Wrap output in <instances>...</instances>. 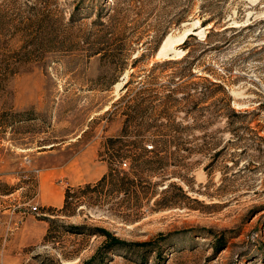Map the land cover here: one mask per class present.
Instances as JSON below:
<instances>
[{"label":"rangeland","instance_id":"1","mask_svg":"<svg viewBox=\"0 0 264 264\" xmlns=\"http://www.w3.org/2000/svg\"><path fill=\"white\" fill-rule=\"evenodd\" d=\"M76 1L56 0L50 9L66 23ZM26 4L0 0V24L6 21L0 35V239L8 244L4 248L0 243V264H264V0H193L183 22L161 18L160 30L169 29L164 39L173 41L167 56L142 59L124 70L109 90L102 89L101 82L113 73L97 55L86 58L82 51L44 48L19 61L16 53L31 36L22 38L12 27L18 15H25ZM95 19H82L68 31L86 35ZM212 27L209 45H200ZM60 30L67 32V26ZM189 35L195 39L189 41L185 59L181 44ZM137 56L138 51L126 61ZM165 60L177 63L149 71L153 63ZM130 74V90L145 85L144 97L174 88L178 74L203 86L206 78H218L241 114L229 124L218 118L205 132L194 131L186 138L189 147H202L206 157L180 148L161 152L159 157L172 161L167 171H180L184 179L167 176L156 188L158 195L149 200H131L110 185L104 194L78 190L94 185L110 166L131 175L132 129L114 146L119 158L110 160L111 151L103 147L107 138L120 135L126 105L116 111L111 106ZM214 100H198V107ZM217 108L221 112L220 104ZM174 110L167 111L172 119L186 117ZM160 112L156 108L149 113L159 118ZM148 136L144 146L151 150ZM206 145L210 150L204 151ZM90 146L108 163L107 172L96 182L65 188L68 176L80 181L77 162ZM216 150L219 156L211 159ZM68 188L81 203L70 199L67 215H62ZM107 236L123 246L106 249L111 244Z\"/></svg>","mask_w":264,"mask_h":264},{"label":"trees","instance_id":"2","mask_svg":"<svg viewBox=\"0 0 264 264\" xmlns=\"http://www.w3.org/2000/svg\"><path fill=\"white\" fill-rule=\"evenodd\" d=\"M26 1L25 15H18V24L10 26L13 33H21L22 38L31 36L30 39L28 38L29 42L22 44L16 53L21 57L19 61L23 58L27 61L29 57L44 48L63 49L64 53H70L73 50L82 51L86 58L97 55L100 61L108 66L110 73H113V76L108 79L104 78V81L101 82V88L105 90H109L116 84L124 70L133 69L142 59L147 61L155 56L161 41L169 30L168 28L160 30L163 25L159 22L161 18L162 21L169 17V22L173 21V24H177L178 21L183 22L193 5V0H111L110 4H107V0L97 4L79 0L74 3V11L70 19L64 23V18L56 16L50 9L56 4V0ZM158 2H163L164 5H159ZM184 6L186 7L184 8ZM179 7L184 9L179 11ZM132 14L135 15L134 18H131ZM92 16H95L96 19L89 24L88 34H73L68 31L76 25L75 23ZM10 22L12 23V21ZM208 22L209 19L203 21V24ZM5 24L6 21L0 24V35L6 29ZM63 26H67L68 33L60 30ZM211 30L213 27L205 39L199 43L200 45H209ZM93 35H98V37L92 39ZM191 39H195V37L189 35L181 44V47L186 51L185 59L190 54L189 41ZM137 51L138 56L128 63L126 59ZM104 59L106 60L104 61ZM171 63L177 62L165 60L153 63L149 71L152 72L158 66ZM191 68L189 65V69ZM191 75L192 78L198 77L196 74ZM132 77L130 74L123 86V93L111 106L113 111H116L121 105H126L120 135L107 138L103 144L106 152L111 151L108 156L110 160L119 158L120 150H115L114 146L120 144L132 129V137L135 140L129 144L131 148L128 150V157L132 159L131 175L110 166L108 172L98 182L94 185L88 184L78 190L83 192L98 191V193L104 194L106 185H110L115 193L128 194L131 200H140L142 197L149 200L150 196L156 197L158 195L156 188L161 186V183L165 184L167 176H175L182 181L184 179L180 171H167L172 161L169 156L159 157L161 152H167L170 148H180L188 152L189 155L199 154L206 157L207 154L203 152L202 147L196 149L189 147L191 141L186 138L192 136L194 131L205 132L218 118H225L229 124L234 117L241 115L232 107L229 92L218 78L213 80L206 78L207 84L203 86L197 81L188 83L187 80H184V76L178 74L174 88H164L161 92H154L155 94L151 97H144L145 85H141L135 92L130 90ZM212 98L215 100L210 104L203 108L198 107L200 105L198 100L208 101ZM219 104L221 112L217 108ZM156 108H161L159 118H153L149 113ZM169 108L175 109V112H183L186 117L180 121L172 119L167 115ZM195 112L206 113L209 116L195 118L190 114ZM147 136L151 140V150H146L144 146ZM203 147L205 148V146ZM206 150H210V147L207 146L204 151ZM149 154H153V156L150 157ZM219 154L220 150H216L211 159L216 158ZM141 175H145L146 179ZM157 177L161 180L151 182V178ZM171 184L173 183H168L162 193L167 192V188ZM178 189L183 192L180 186ZM70 199H76L75 204L81 203V199L75 196V190L68 188L65 191L64 205L59 210L60 214L67 215L66 210L71 204ZM157 200L154 201V204L161 206V201ZM135 205L138 204L135 203ZM169 205L165 204L163 207ZM110 241L111 244L106 245V249L111 250L113 247L123 246L117 239L110 238ZM136 245L147 246V244Z\"/></svg>","mask_w":264,"mask_h":264},{"label":"crops","instance_id":"3","mask_svg":"<svg viewBox=\"0 0 264 264\" xmlns=\"http://www.w3.org/2000/svg\"><path fill=\"white\" fill-rule=\"evenodd\" d=\"M77 164L79 165L80 181L73 182L68 176L66 180L67 182L64 186L65 188L96 182L108 170V163L101 159V157H98V148L96 146H90L88 149H86L80 160H78ZM51 206L53 207L54 205ZM44 234L45 233L43 232L41 235L43 236ZM27 238L30 239L29 237ZM0 243H5V240L1 241L0 239ZM6 245L8 244L5 243L3 247L5 248Z\"/></svg>","mask_w":264,"mask_h":264},{"label":"water","instance_id":"4","mask_svg":"<svg viewBox=\"0 0 264 264\" xmlns=\"http://www.w3.org/2000/svg\"><path fill=\"white\" fill-rule=\"evenodd\" d=\"M168 38L164 39L161 44L159 45V48L157 50L156 56H167L166 51L163 50V45L164 42L167 40Z\"/></svg>","mask_w":264,"mask_h":264},{"label":"bare ground","instance_id":"5","mask_svg":"<svg viewBox=\"0 0 264 264\" xmlns=\"http://www.w3.org/2000/svg\"><path fill=\"white\" fill-rule=\"evenodd\" d=\"M172 42L169 38L164 42V45H163V50L167 51L168 48H171L170 46H173L172 45ZM176 43V42H175Z\"/></svg>","mask_w":264,"mask_h":264},{"label":"built area","instance_id":"6","mask_svg":"<svg viewBox=\"0 0 264 264\" xmlns=\"http://www.w3.org/2000/svg\"><path fill=\"white\" fill-rule=\"evenodd\" d=\"M121 165H122V167H126L127 162H126V161H123V162L121 163ZM33 210H36V208L34 207Z\"/></svg>","mask_w":264,"mask_h":264}]
</instances>
